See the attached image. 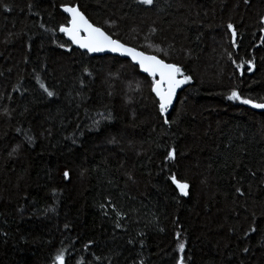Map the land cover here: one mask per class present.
Returning a JSON list of instances; mask_svg holds the SVG:
<instances>
[{
  "label": "trees",
  "instance_id": "16d2710c",
  "mask_svg": "<svg viewBox=\"0 0 264 264\" xmlns=\"http://www.w3.org/2000/svg\"><path fill=\"white\" fill-rule=\"evenodd\" d=\"M62 4L102 27L116 20V38L191 75L169 113L176 124L158 119L137 67L71 46L57 31ZM261 16L264 0H0V264H52L59 250L66 264H175L177 232L188 264H264V113L225 99L233 88L264 97ZM230 52L254 71L237 72ZM169 146L176 161L165 160ZM172 174L190 183L188 197Z\"/></svg>",
  "mask_w": 264,
  "mask_h": 264
},
{
  "label": "snow or ice",
  "instance_id": "6c2138e0",
  "mask_svg": "<svg viewBox=\"0 0 264 264\" xmlns=\"http://www.w3.org/2000/svg\"><path fill=\"white\" fill-rule=\"evenodd\" d=\"M137 5L144 6L145 8H150L154 6V0H133ZM245 5H248L250 0H243ZM4 11H9L8 7L4 8ZM60 11L65 14V22L58 25L57 31L71 42L72 45H75L76 48H79L82 52L88 54L93 53H104L109 52L121 57H126L131 63L138 67L139 72L146 75L147 78H150L149 89L154 97L153 105L158 113V119L162 120L164 126L171 127L173 124L178 122V114L176 119H170L169 113L173 107L174 100L177 96V90L181 89L184 85L190 84L192 82V77L189 74H186L181 65H178L174 62H168L165 59L155 55L148 54L143 50H138L135 47L126 45L120 39L116 38L115 35L108 31V29H113L118 26V22L113 19L105 20L106 27H102L98 24L90 22V19L85 15V13L80 9L77 4H62L60 6ZM259 37L261 44H264V16L259 18ZM40 27L46 32H52L55 35V32L52 28H46L43 24ZM227 32L231 37V47L233 50L238 48L237 41V30L233 23L229 22L226 25ZM155 32V29H152ZM56 44L57 47L62 48L64 51H71L63 43H57L55 39L52 41ZM146 47L152 48L151 44L146 45ZM154 52L163 53L164 56H167L168 53L166 50L161 49L159 46L154 48ZM228 59L231 60L236 68L237 72H240L243 75V66L247 65V71L249 73L254 71L255 63L253 59L241 58L239 63H236V60L233 58L232 53H228ZM85 75H91L88 72V69H84ZM37 83L47 97L51 98L54 96L53 91H49L45 84L40 82V78L37 77ZM15 90V89H14ZM11 98V97H9ZM225 99L228 101L238 102L241 105H246L252 109H264V97L260 98V101L246 97L233 88L226 96ZM8 110L5 108L3 115H7ZM101 119L111 120V115L104 117L102 113L98 114ZM100 121L94 120L93 125L98 127ZM19 129L17 132L19 133ZM29 146L34 143L31 136L26 137ZM113 141H110V143ZM20 148V145L17 144L14 146L9 153L11 156L13 153H16ZM178 152L175 147L169 146L167 148V153L165 160L168 162H173L177 160ZM63 178L65 181L70 179V173L65 170L63 172ZM131 179V177H129ZM171 181V184L175 186V192L179 197H188L190 195V183L186 180H179L175 174H172L168 177ZM235 192L239 196H244V192L240 187L235 188ZM179 202V201H178ZM101 209H104V205H100ZM113 211H116L113 207ZM105 215L108 213L105 211ZM118 219H123V214L116 212ZM255 225V217L253 219V226H250L243 235L245 237L249 236L251 233L255 232L257 229ZM67 227V225H65ZM116 227L120 228L121 225L119 222L116 223ZM163 229H161L162 231ZM231 231V229H230ZM142 235V234H141ZM176 239L178 243L176 244L175 251L177 255L174 257L175 264H188V261L191 260L189 256L187 260L185 259V248L186 244L184 240L180 237V233L177 232ZM85 245V249H88L91 245ZM129 244H132L133 241L129 240ZM141 246H143V241H141ZM245 253L248 252V248L243 249ZM52 264H66L65 260V251L59 250L56 255L52 258ZM77 264H81L80 261H77ZM141 264L143 262L141 261Z\"/></svg>",
  "mask_w": 264,
  "mask_h": 264
},
{
  "label": "water",
  "instance_id": "95a60500",
  "mask_svg": "<svg viewBox=\"0 0 264 264\" xmlns=\"http://www.w3.org/2000/svg\"><path fill=\"white\" fill-rule=\"evenodd\" d=\"M59 11H60V9H59ZM61 12V11H60ZM62 13V12H61ZM63 14V13H62ZM64 16H65V14H63ZM67 40V39H66ZM68 41V40H67ZM68 42H70V41H68ZM70 44H71V42H70ZM71 46L74 48V49H77V50H80L79 48H76V46L75 45H72L71 44ZM81 51V50H80ZM82 52V51H81ZM84 53H86V52H84ZM86 54H88V53H86ZM88 56L89 57H102V56H111V57H118V58H120V59H124V60H127V61H129L130 63H131V61L130 60H128L126 57H121V56H119V55H116V54H113V53H109V52H104V53H93V54H88ZM132 64V63H131ZM133 65V64H132ZM135 66V65H134ZM137 67V66H136ZM138 68V67H137ZM138 71H139V69H138ZM140 73V72H139ZM142 75H144V76H146L145 74H143V73H141ZM187 87V85H184L181 89H178L177 90V96H176V98H175V100H174V104H173V107H174V105H175V103H176V101H177V98H178V95L185 89ZM173 107H172V109H173ZM171 109V110H172ZM171 110H170V112H171ZM254 110H256V111H258V112H262V113H264V109H254Z\"/></svg>",
  "mask_w": 264,
  "mask_h": 264
},
{
  "label": "rangeland",
  "instance_id": "374dc122",
  "mask_svg": "<svg viewBox=\"0 0 264 264\" xmlns=\"http://www.w3.org/2000/svg\"><path fill=\"white\" fill-rule=\"evenodd\" d=\"M136 87H137L138 91L141 89V86L137 83H136Z\"/></svg>",
  "mask_w": 264,
  "mask_h": 264
},
{
  "label": "bare ground",
  "instance_id": "6f19581e",
  "mask_svg": "<svg viewBox=\"0 0 264 264\" xmlns=\"http://www.w3.org/2000/svg\"><path fill=\"white\" fill-rule=\"evenodd\" d=\"M88 55V54H87ZM118 58V57H117ZM120 59V58H119ZM122 60H124V59H122ZM129 62V61H128ZM130 63V62H129ZM134 66V65H133ZM136 67V66H135ZM138 69V68H137ZM141 74V73H140ZM187 86H188V84H187ZM256 111V110H255ZM258 112V111H257Z\"/></svg>",
  "mask_w": 264,
  "mask_h": 264
}]
</instances>
